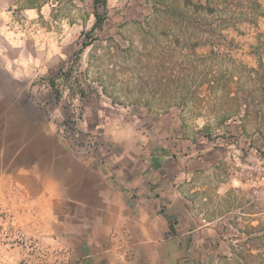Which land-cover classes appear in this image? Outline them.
<instances>
[{"label":"rangeland","instance_id":"1","mask_svg":"<svg viewBox=\"0 0 264 264\" xmlns=\"http://www.w3.org/2000/svg\"><path fill=\"white\" fill-rule=\"evenodd\" d=\"M94 13L0 0L1 134L45 125L113 171L153 146L155 264H264V0H107L100 28Z\"/></svg>","mask_w":264,"mask_h":264},{"label":"crops","instance_id":"2","mask_svg":"<svg viewBox=\"0 0 264 264\" xmlns=\"http://www.w3.org/2000/svg\"><path fill=\"white\" fill-rule=\"evenodd\" d=\"M148 147L113 171L45 125L0 131V264H155L169 224Z\"/></svg>","mask_w":264,"mask_h":264},{"label":"trees","instance_id":"3","mask_svg":"<svg viewBox=\"0 0 264 264\" xmlns=\"http://www.w3.org/2000/svg\"><path fill=\"white\" fill-rule=\"evenodd\" d=\"M93 3V8H94V28H100L101 27V23H102V19L101 17L98 15V9L101 8L102 10L106 11V7H107V0H92ZM170 230L173 231L172 227L170 226Z\"/></svg>","mask_w":264,"mask_h":264},{"label":"built area","instance_id":"4","mask_svg":"<svg viewBox=\"0 0 264 264\" xmlns=\"http://www.w3.org/2000/svg\"><path fill=\"white\" fill-rule=\"evenodd\" d=\"M32 246H34V247H37V245L36 244H31Z\"/></svg>","mask_w":264,"mask_h":264}]
</instances>
